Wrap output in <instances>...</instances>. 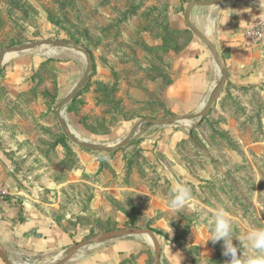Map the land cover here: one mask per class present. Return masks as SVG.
I'll return each instance as SVG.
<instances>
[{"label": "rangeland", "instance_id": "obj_1", "mask_svg": "<svg viewBox=\"0 0 264 264\" xmlns=\"http://www.w3.org/2000/svg\"><path fill=\"white\" fill-rule=\"evenodd\" d=\"M189 1L0 0V52L42 39L61 42L11 54L0 69V198L44 213L70 238L67 247L41 256L17 251L0 236L11 264L57 263L90 238L65 264L94 261L107 250L117 264H155L156 246L144 234L101 236L125 228L155 233L159 264L175 256L225 264L223 241H208L207 217L223 209L239 237L264 228V83L226 82L205 116L137 124L199 113L220 83L221 77L200 108L173 110L163 98L172 59L198 37L179 27ZM71 46L92 58L83 83L87 57ZM135 125L115 152L69 138L113 148ZM178 185L191 196L176 210L169 200ZM132 243L139 250L130 252ZM249 254L245 248L242 255Z\"/></svg>", "mask_w": 264, "mask_h": 264}, {"label": "crops", "instance_id": "obj_2", "mask_svg": "<svg viewBox=\"0 0 264 264\" xmlns=\"http://www.w3.org/2000/svg\"><path fill=\"white\" fill-rule=\"evenodd\" d=\"M168 1L171 5L178 3V0ZM189 19L215 46L227 71V83L235 87L264 83V42L246 46L243 38L251 23L264 20V0H227L212 6L195 4L190 7ZM182 21L179 17L180 28L186 24ZM218 68L206 43L192 37L171 61L172 81L162 91L163 98L173 110L177 105L190 110L200 108L214 82L220 78ZM0 236L7 238V244L17 251L41 256L67 247L70 240L69 234L44 213L24 207L19 213L12 199L7 198H0ZM129 248L130 252L139 250L133 243ZM111 253L107 250L99 259L81 264H117L119 260L115 261ZM170 264L190 263L175 256Z\"/></svg>", "mask_w": 264, "mask_h": 264}, {"label": "water", "instance_id": "obj_3", "mask_svg": "<svg viewBox=\"0 0 264 264\" xmlns=\"http://www.w3.org/2000/svg\"><path fill=\"white\" fill-rule=\"evenodd\" d=\"M225 1H227V0H209V1L191 0L187 3V7H186L185 12H184V19H185V23H186L187 27L189 29H191L202 41H204L206 43V45L209 47V49L211 50V52L213 54V57L215 59L217 66L219 67V69L221 71L220 83L216 87V89L213 91V93L209 99V102L206 106V109H204L203 111H200L199 113L174 116L173 118H169V119H165V120H154V119L145 118V119H141L137 124H141L142 122H152L154 124L164 125V124H167V123H170L173 121L189 120L192 118H198L201 116H205L208 113V111L211 109L213 103L215 102V100L217 99V97L219 95V91L225 85V83L227 81V71H226V69L222 63L220 55L217 52L215 46L209 40H207L200 32H198L196 30V28L191 24L190 19H189V13H190V7L193 4L202 5V6H212V5L222 3ZM46 44H54L56 46H59V45H61V42L57 41V40H52V39H42V40L35 41L34 43L29 44V45L12 46V47H8L6 49H3L0 52V69L3 65V63L7 60V56H9L11 54H17L21 51H27V50H30V49L36 47V46L46 45ZM71 47L77 51L83 52L87 57V67H86L87 70H86V74L84 75L83 80H82V83H83L89 78V72L92 68V58H91L90 53L87 50H85L79 46H71ZM78 87H79V85H77L74 88V90L72 91V94L68 98H66L64 101L61 102V106H63L65 103H67L72 98V96L74 95V92L76 91V89ZM60 107H59L58 111L56 112V116H57V119H58L60 126L63 129H65L64 121L61 119V117L59 115ZM135 128H136V125L132 128L129 135L127 137H125L122 141H120L116 147H113V148L94 146V145H91L88 143H84L82 141L75 139L74 137H72L70 135H69V138L78 146L86 148V149H97V150H101V151L111 150V151L115 152L119 148H121L127 141H129L132 138V136L134 135V132H135ZM142 234H148L151 237L154 245L156 246L155 264H159V261H160V245H159V242L155 236V233L149 228H146V229H132V228L116 229V230L107 231V232L101 234V236L104 238H113V237L125 236V235L134 236V235H142ZM92 240L93 239L90 238V239H86V240H83L81 242H77V243L71 245L66 251V253H67L66 257L64 259H62L61 261H59L57 263H53V264H65L68 260H70L72 258L73 253L77 249H79L83 246H86ZM0 250H1L0 251L1 259L6 264H11V262L9 261V259L7 258L6 254H5V251L3 250L2 246H1V243H0Z\"/></svg>", "mask_w": 264, "mask_h": 264}, {"label": "clouds", "instance_id": "obj_4", "mask_svg": "<svg viewBox=\"0 0 264 264\" xmlns=\"http://www.w3.org/2000/svg\"><path fill=\"white\" fill-rule=\"evenodd\" d=\"M190 196L189 187L178 185L173 190L169 205L179 210ZM205 223L211 232V238L208 241L213 244L223 241V255L229 258L225 264H264V228L253 229L243 237H239L235 234L233 223L223 209L207 217ZM234 238L239 241V245L233 244ZM245 248L250 250L248 256L242 255Z\"/></svg>", "mask_w": 264, "mask_h": 264}, {"label": "built area", "instance_id": "obj_5", "mask_svg": "<svg viewBox=\"0 0 264 264\" xmlns=\"http://www.w3.org/2000/svg\"><path fill=\"white\" fill-rule=\"evenodd\" d=\"M244 43L246 46L258 45L264 42V20L251 23L244 31ZM3 189L0 184V194Z\"/></svg>", "mask_w": 264, "mask_h": 264}, {"label": "trees", "instance_id": "obj_6", "mask_svg": "<svg viewBox=\"0 0 264 264\" xmlns=\"http://www.w3.org/2000/svg\"><path fill=\"white\" fill-rule=\"evenodd\" d=\"M185 32H188V30L186 29V30H184ZM190 39L191 38H189V40H187L188 42H187V44L189 43V41H190ZM239 88H243V87H239ZM5 198H7V197H5ZM14 205H15V207H16V210H17V212H21V206H20V204L17 202V203H14Z\"/></svg>", "mask_w": 264, "mask_h": 264}, {"label": "bare ground", "instance_id": "obj_7", "mask_svg": "<svg viewBox=\"0 0 264 264\" xmlns=\"http://www.w3.org/2000/svg\"><path fill=\"white\" fill-rule=\"evenodd\" d=\"M9 56H7V58H8ZM219 69V68H218ZM219 75H220V77H221V73H220V70H219ZM144 237H145V239L147 240V241H149L150 243H151V241H152V239H151V237L148 235V234H144ZM78 255H81V254H78Z\"/></svg>", "mask_w": 264, "mask_h": 264}]
</instances>
